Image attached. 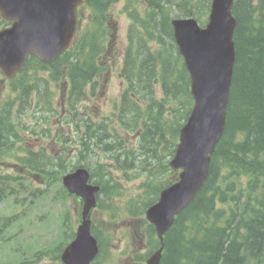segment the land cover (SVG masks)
Wrapping results in <instances>:
<instances>
[{"label":"trees","instance_id":"16d2710c","mask_svg":"<svg viewBox=\"0 0 264 264\" xmlns=\"http://www.w3.org/2000/svg\"><path fill=\"white\" fill-rule=\"evenodd\" d=\"M261 5L264 7V2H261ZM237 8L240 15L234 34L237 60L228 106L226 134L214 154V158L215 155L221 154L223 158L219 160L218 156L214 162L202 192L210 206L217 191V187L210 182L224 166L233 170L236 175L250 178L264 174V24L259 28L248 27L251 20L249 3L246 0H240ZM152 20L155 28L158 29L157 35L165 32L166 27L160 26L159 29L160 23L156 18ZM130 55L126 63V70L131 72L130 80L138 77L140 68L142 71L139 77L143 78L145 83L147 74L151 70L149 67L151 59L143 61L141 58L137 67L132 57L136 54L131 52ZM137 70L138 74H136ZM172 70L176 76L182 74V70L177 66ZM83 77L89 76L83 74ZM167 82H164L167 92L173 94L175 103L180 100V110L186 117L190 105L188 85H185V81L180 84L170 81L173 85L171 91L166 86ZM135 87L138 89L137 85ZM130 107L137 108L135 104ZM132 109L136 112L134 108ZM176 114L179 116L180 113L176 112ZM147 129L152 131L151 127ZM86 131L87 136L93 135L90 129ZM210 193L212 194L207 195ZM201 203L202 200H199L193 206L196 205L197 211L204 212ZM192 215L195 217L194 211ZM196 225L189 220L187 228L182 232L173 229L168 236L163 264H177L180 255L188 264H245L248 260L256 263L260 261L264 251V216L261 217V222L252 223L251 232L247 229L250 237L243 244L237 243L233 233L226 234L222 230L215 229H209L205 236L198 238L194 235Z\"/></svg>","mask_w":264,"mask_h":264},{"label":"water","instance_id":"95a60500","mask_svg":"<svg viewBox=\"0 0 264 264\" xmlns=\"http://www.w3.org/2000/svg\"><path fill=\"white\" fill-rule=\"evenodd\" d=\"M215 6L205 31H199L192 21L175 24L176 41L191 74L194 107L181 134L182 145L175 161L184 163L188 172L162 201L166 209L177 199L184 201L190 182L201 172L202 158L208 157L224 127L233 64L230 39L233 22L226 24L230 19L223 3ZM186 155L189 159L184 158ZM148 216L156 222V215L148 213Z\"/></svg>","mask_w":264,"mask_h":264},{"label":"rangeland","instance_id":"374dc122","mask_svg":"<svg viewBox=\"0 0 264 264\" xmlns=\"http://www.w3.org/2000/svg\"><path fill=\"white\" fill-rule=\"evenodd\" d=\"M122 10V4L118 3L115 4L114 6H111L110 8V16L107 19V24H109L110 26L116 22L117 23V28H118V35L115 39V44L113 45V49H112V54H113V59L117 60L120 56V52L124 49L125 46V41H124V28L126 27V21H125V16H123L120 12ZM148 57L144 52L140 51L138 53V55L136 56V58L134 59L136 62V66H139V61L141 60V58H146ZM145 61V60H143ZM134 66V65H133ZM120 67H117V69H115L114 67H112V71L113 73H111L110 75H107L106 72L104 71L101 76L98 78L97 80V84L99 86V90L97 92V94L94 97H87L84 99V101L81 103L80 102V109L87 111L92 119H96V114H97V106H99L101 108V114H106V110L109 113V102L111 100H116L119 96L120 91L122 90V85L120 84V79L118 78V73H119ZM144 83V81H143ZM60 96H56V98L54 99L52 106L57 109L58 108V104L60 102ZM177 117V116H176ZM163 120H166L165 118H162ZM179 119H181L179 117ZM148 127L152 128V132H155L157 130L160 129L159 126H157L156 120L153 119L152 121H150L148 123ZM135 136H130L127 140V142L129 144H134L135 143V139L138 136L135 132L131 133ZM76 136H74V134H67V137L65 138L67 144L69 147H73V140L76 139ZM124 138V137H123ZM124 142H125V138H124ZM31 145V148H43L44 150H46L47 153H50V155H54L56 156L59 152V148H57V146H54L51 142H40V144H36V142H32L29 143ZM139 144V143H138ZM138 144L136 147H138ZM129 148L133 149V146L130 145ZM153 153L152 151H150V156H152ZM167 155V154H166ZM98 156H101L100 151H98ZM118 153L117 155H115V159L123 164L125 162L124 157H118ZM146 155L143 154V157H145ZM105 163H109L108 161H104ZM12 165L8 162H6L5 165L1 166V172H7V173H11V170L9 168H11ZM136 172L130 170L126 173V176H130L132 174H136ZM115 177L117 178V180H121L125 183H123V189H125L127 196H133L137 193H139V183L141 182V179L136 178V179H131L128 180L126 179L123 174L120 173H115ZM111 200L109 199V202ZM112 205H115L116 208H118L119 210L121 209L122 206V201L119 199H114L111 201ZM61 208V206L59 207ZM59 208H56L55 211H58ZM8 208L4 207V206H0V214L5 215L8 213ZM4 212V213H3ZM34 213H38V212H31V215ZM108 212H101V213H97L95 220H96V225L97 226H101L103 228V226H106L107 228H104V232L109 236L110 238V244H109V250H110V258L108 260V264H116V261L119 258V252L121 251V248L124 247V243L126 241V230L121 228L120 225V220L119 217L121 215V212L119 211L117 214V219L116 222H114L113 220L111 221L109 219V217L107 216ZM136 222L135 221H131V225H130V232H133L132 226H135ZM130 232L128 234H130ZM136 234V233H135ZM32 239L28 240L27 242H30ZM138 240V238H137ZM8 249L2 250L0 252V255L2 259H6L9 255H13L12 252L7 253ZM200 259V258H199ZM37 264H42V263H37Z\"/></svg>","mask_w":264,"mask_h":264},{"label":"bare ground","instance_id":"6f19581e","mask_svg":"<svg viewBox=\"0 0 264 264\" xmlns=\"http://www.w3.org/2000/svg\"><path fill=\"white\" fill-rule=\"evenodd\" d=\"M147 59H149L148 57H146V58H144L143 60H147Z\"/></svg>","mask_w":264,"mask_h":264}]
</instances>
